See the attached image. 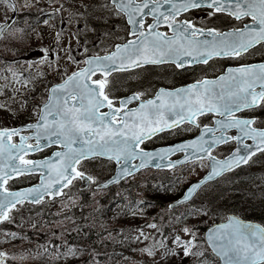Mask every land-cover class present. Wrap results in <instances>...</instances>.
<instances>
[{"label": "snow or ice", "instance_id": "6c2138e0", "mask_svg": "<svg viewBox=\"0 0 264 264\" xmlns=\"http://www.w3.org/2000/svg\"><path fill=\"white\" fill-rule=\"evenodd\" d=\"M0 245L264 264V0H0Z\"/></svg>", "mask_w": 264, "mask_h": 264}, {"label": "rangeland", "instance_id": "374dc122", "mask_svg": "<svg viewBox=\"0 0 264 264\" xmlns=\"http://www.w3.org/2000/svg\"><path fill=\"white\" fill-rule=\"evenodd\" d=\"M254 167L253 168H250L249 170H247V176H248V174L249 173H251V172H253L254 170ZM247 176L245 177V179L247 180ZM245 180V181H246ZM244 181V182H245ZM241 186H244V184L242 183L241 184ZM226 195V199L223 201V203H224V206L226 207V208H230V207H237V211L238 212H242V213H244L245 215H247L249 218H257L256 216H260V214H259V208L257 207L256 209H255V214H253L254 213V210L252 209V208H250L249 206H248V202H247V200L245 199V200H242L241 199V197H240V195L238 194L237 196H235V197H232V196H229V195H227V194H225ZM168 199V197H164L163 198V200H167ZM55 209H56V206H53L52 207V211H55ZM155 210H156V208H152V209H150L149 210V215H151L152 213H154L155 212ZM256 210L258 211V212H256ZM256 214H259V215H256ZM205 220H207V218H205ZM211 223V221H209L208 222V224H210ZM204 226H201V228H200V230H201V232H203L204 231ZM24 229H27L28 230V228L27 227H25ZM39 237L38 236H36V239H38ZM14 243H17V244H19V242H14ZM34 243H35V241H34ZM0 246H3V245H0ZM23 246L24 247H28L29 245L26 243V241H24L23 242ZM14 251H19L20 249L19 248H16V249H13ZM130 255H134L133 253H129ZM137 259H140L139 257H136ZM29 261V260H28ZM22 264H27V261L25 260V261H23L22 262ZM32 264H36V263H32ZM42 264H44V261L42 262Z\"/></svg>", "mask_w": 264, "mask_h": 264}, {"label": "trees", "instance_id": "16d2710c", "mask_svg": "<svg viewBox=\"0 0 264 264\" xmlns=\"http://www.w3.org/2000/svg\"><path fill=\"white\" fill-rule=\"evenodd\" d=\"M237 210V209H236ZM256 212H258L257 210H256ZM239 214H241V215H245L244 213H242V212H238ZM256 215H259V214H256Z\"/></svg>", "mask_w": 264, "mask_h": 264}]
</instances>
